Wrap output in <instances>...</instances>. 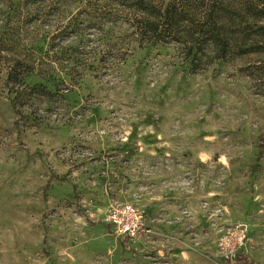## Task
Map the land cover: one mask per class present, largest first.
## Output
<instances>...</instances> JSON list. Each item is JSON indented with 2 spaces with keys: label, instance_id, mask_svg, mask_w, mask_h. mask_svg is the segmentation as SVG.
Segmentation results:
<instances>
[{
  "label": "rangeland",
  "instance_id": "1",
  "mask_svg": "<svg viewBox=\"0 0 264 264\" xmlns=\"http://www.w3.org/2000/svg\"><path fill=\"white\" fill-rule=\"evenodd\" d=\"M46 4L0 37V264H227L218 239L236 222L251 235L236 264H264V39L191 61L120 23L76 51L74 33L54 36L76 6ZM17 54L35 65L11 84ZM123 201L149 237L103 223Z\"/></svg>",
  "mask_w": 264,
  "mask_h": 264
},
{
  "label": "trees",
  "instance_id": "2",
  "mask_svg": "<svg viewBox=\"0 0 264 264\" xmlns=\"http://www.w3.org/2000/svg\"><path fill=\"white\" fill-rule=\"evenodd\" d=\"M0 1V37L4 32H13L16 27L13 20L19 17L17 13L21 6H34L22 11V17L30 21L40 19L41 5L46 3L47 7L53 8L58 4L61 10L66 5L76 6L75 11L69 14L67 24L59 27V32L54 35L74 33L76 40L73 48L76 51L86 47L81 45L85 32L95 37L100 32L108 35L114 25L120 23L129 29L128 35L134 36L137 47L176 43L181 46L185 58L192 56L191 61L208 47L212 48L214 57L219 60L228 58L234 52L243 54L254 51L261 47L260 41L264 39V0ZM88 47L90 50L94 48L92 45ZM2 49L0 42V52ZM111 49L109 46L106 51ZM9 57L12 66L5 75L6 82L18 83L33 71V57L27 58L26 54ZM22 66L25 70L19 71ZM55 178L67 180L65 175ZM240 259L243 260L241 253L237 255V260ZM243 264L250 263L244 261Z\"/></svg>",
  "mask_w": 264,
  "mask_h": 264
},
{
  "label": "built area",
  "instance_id": "3",
  "mask_svg": "<svg viewBox=\"0 0 264 264\" xmlns=\"http://www.w3.org/2000/svg\"><path fill=\"white\" fill-rule=\"evenodd\" d=\"M102 221L109 225L115 234L129 240L147 238L153 233L144 211L131 201L109 204L103 213ZM250 239L248 226L244 222L227 226L218 239L222 261L236 264L237 255L245 249Z\"/></svg>",
  "mask_w": 264,
  "mask_h": 264
},
{
  "label": "crops",
  "instance_id": "4",
  "mask_svg": "<svg viewBox=\"0 0 264 264\" xmlns=\"http://www.w3.org/2000/svg\"><path fill=\"white\" fill-rule=\"evenodd\" d=\"M149 225L152 227V229L156 228V224L155 223L152 224V223L149 222ZM250 237H251V235H250Z\"/></svg>",
  "mask_w": 264,
  "mask_h": 264
},
{
  "label": "bare ground",
  "instance_id": "5",
  "mask_svg": "<svg viewBox=\"0 0 264 264\" xmlns=\"http://www.w3.org/2000/svg\"><path fill=\"white\" fill-rule=\"evenodd\" d=\"M146 214V213H145Z\"/></svg>",
  "mask_w": 264,
  "mask_h": 264
}]
</instances>
